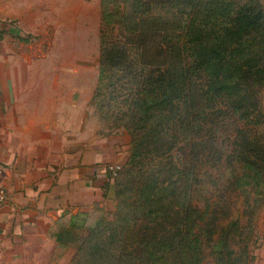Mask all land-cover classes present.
I'll list each match as a JSON object with an SVG mask.
<instances>
[{
  "label": "trees",
  "instance_id": "1",
  "mask_svg": "<svg viewBox=\"0 0 264 264\" xmlns=\"http://www.w3.org/2000/svg\"><path fill=\"white\" fill-rule=\"evenodd\" d=\"M110 2L122 34L102 41L94 99L101 109L108 97L128 156L113 183L115 219L84 238L94 236L96 261L78 249L75 264H204L206 246L212 264H245L232 246V192L259 186L264 172L260 0Z\"/></svg>",
  "mask_w": 264,
  "mask_h": 264
},
{
  "label": "crops",
  "instance_id": "2",
  "mask_svg": "<svg viewBox=\"0 0 264 264\" xmlns=\"http://www.w3.org/2000/svg\"><path fill=\"white\" fill-rule=\"evenodd\" d=\"M18 4L0 0L1 31L20 18ZM28 59L0 53V264H68L126 144L123 134L94 133L87 118L63 119L24 85L23 70L3 64Z\"/></svg>",
  "mask_w": 264,
  "mask_h": 264
},
{
  "label": "rangeland",
  "instance_id": "3",
  "mask_svg": "<svg viewBox=\"0 0 264 264\" xmlns=\"http://www.w3.org/2000/svg\"><path fill=\"white\" fill-rule=\"evenodd\" d=\"M17 1L20 18L3 20L8 23V29L0 30V53L24 54L28 55L29 59L24 62L15 60L3 64L5 66L8 64L11 66L9 68L15 71L23 70L24 77L20 78L23 79L24 85L38 88L47 107L55 106L63 119L87 118L90 129L96 134H123L126 152L113 164L104 198L92 214L93 226L97 222L100 223L97 230H101L100 234H103V229L109 227L108 221L115 219V212L120 205L113 183L128 156L130 136L123 132L122 128L110 130L109 124L113 119L107 114L108 97L104 98V106L99 109L98 104L101 101L95 103L94 93L99 81L101 52L107 46L102 41L120 40L117 39V32L120 31L122 34L121 23L113 22L117 18L113 12L109 13L110 9L114 8L111 0ZM131 2L132 0H128V6ZM260 2L264 8V0ZM112 72L113 70L109 69L106 73L109 76L114 74ZM115 74L121 76V72ZM116 76L112 79L115 80ZM108 79L104 81L106 83L104 89L107 91L110 90L107 85ZM121 82H115L114 86L120 85ZM260 97L264 110V86L260 91ZM110 104L118 108L113 100ZM262 128L264 140V124ZM247 204L250 205L248 209ZM232 217L241 228L240 236L235 235L232 242L235 252L244 255L245 264H264V172L259 186L249 185L246 191L239 187L233 190ZM88 234H91L90 229L87 231ZM93 241L94 236L87 242L81 238L78 246V249H86L84 258L88 257L90 263L96 261L94 249L96 242ZM75 250L72 249V257L68 264H75L77 257V251L74 254ZM210 250L209 246L204 248L206 255L204 264H212Z\"/></svg>",
  "mask_w": 264,
  "mask_h": 264
},
{
  "label": "built area",
  "instance_id": "4",
  "mask_svg": "<svg viewBox=\"0 0 264 264\" xmlns=\"http://www.w3.org/2000/svg\"><path fill=\"white\" fill-rule=\"evenodd\" d=\"M6 196V191L5 189L0 185V203L3 202Z\"/></svg>",
  "mask_w": 264,
  "mask_h": 264
}]
</instances>
